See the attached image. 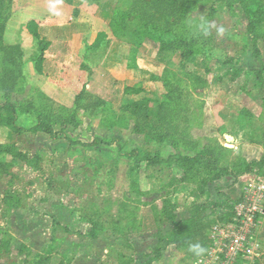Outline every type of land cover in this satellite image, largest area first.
I'll return each instance as SVG.
<instances>
[{"label": "rangeland", "instance_id": "obj_1", "mask_svg": "<svg viewBox=\"0 0 264 264\" xmlns=\"http://www.w3.org/2000/svg\"><path fill=\"white\" fill-rule=\"evenodd\" d=\"M52 1L65 10L0 0V264L219 263L242 202L262 214L236 264H264V0H246L261 11L256 39L241 2L85 0L95 26L71 47L53 37L67 31L42 26L57 40L47 76L35 69L40 45L27 24L84 17L68 12L72 0ZM62 62L103 103L76 109L75 87L50 81ZM126 86L144 91L126 95ZM178 99L189 110L172 120L189 133L157 137L158 113ZM5 104L21 130L6 124ZM41 111L78 123H53L54 135L33 130ZM196 217L210 223L203 257L166 240Z\"/></svg>", "mask_w": 264, "mask_h": 264}, {"label": "trees", "instance_id": "obj_2", "mask_svg": "<svg viewBox=\"0 0 264 264\" xmlns=\"http://www.w3.org/2000/svg\"><path fill=\"white\" fill-rule=\"evenodd\" d=\"M225 1L227 2L228 5H232L235 1L241 2L244 9L246 10L247 15L250 16L248 30L250 33L253 34L254 39H256L257 36L259 35V31H257L256 27H258L260 24L259 19H260L261 11H259V9H249V7L251 6L250 5L251 1H246V0H225ZM27 30L33 36V38L37 40L38 44L40 45V53H39L37 60L35 61V69L38 72V74L49 76L50 73H49V69L46 66L47 57L45 56V53L47 50H49L52 43L51 41L46 39V37L42 36L41 25L39 22L35 20H31L27 24ZM99 37L100 38L98 42H101L102 35ZM254 48H255L254 54L256 57L259 58L261 54L260 50L258 46L256 45ZM50 68L55 70V68H53L52 66ZM58 69L60 70L58 76L56 78H52L51 81L62 88L69 87V86L75 87L76 89V97H75L76 109H79L81 107L87 108L89 106L96 108L98 104L103 103L101 99H97L96 97L92 98L90 92L87 90V85L83 82L82 76L79 72L74 71L66 64H60ZM143 91H144L143 88L135 87V86H126L124 88V94L126 95H137V94L142 93ZM178 96H180L179 91H178ZM89 102H91L90 105H88ZM174 102H175L176 107L170 106L169 108L164 109V112L162 114L158 113V117H160L161 119L159 124H161L162 128L154 132V134L157 137H162L165 135L169 137V139L172 141H175L177 139L176 135L181 136L183 134L189 133V129L187 128H185L184 130H180V128L178 127V123L175 122V120L179 117H184L182 119H184L185 121V118H186L185 113H187V111L189 110L188 103L184 101L183 99H178V100H175ZM129 107H132V105ZM2 109H4L5 111L6 124L14 130H21V128L15 124L16 108L13 105L5 104L4 106H2ZM124 109L127 110V107L125 106ZM135 110L138 111L137 109ZM173 116H176L175 117L176 119L172 120ZM57 122L61 124L72 122L75 125L78 123L76 117H72V118L59 117L50 111L48 112L41 111L38 114L37 124L33 128V130H41L51 135H54L52 124L57 123ZM74 143H79V142H74ZM94 143L95 142L90 143V144H83V145L88 146ZM210 165L211 164L206 165V166L211 167ZM245 172H247V170ZM231 203H234V202H231ZM227 205L230 206V201L229 203H227ZM206 208H207V205L203 204L197 207V210L195 213L198 212L200 214ZM259 215L260 214H257V216ZM178 226L180 227L179 229L175 231V234H176L175 239L173 240L166 239L167 243H174L178 245V247H182V248H185L189 244L193 245L194 247L199 244L204 245V243L202 242L205 239V237H207L206 232L210 226V223H203V220L200 217H196L193 220L192 226H191V223L187 225L188 228H186L187 226L182 227L181 224L180 225L178 224ZM96 231H97L96 228L92 227V229L89 232V235L91 237H96L97 236ZM179 237H182V239L180 240ZM4 243H6V239H4ZM161 250L162 249L160 248L159 250H157V252L159 253ZM46 262H48V257H43V259L39 260V263L41 264H44Z\"/></svg>", "mask_w": 264, "mask_h": 264}, {"label": "crops", "instance_id": "obj_3", "mask_svg": "<svg viewBox=\"0 0 264 264\" xmlns=\"http://www.w3.org/2000/svg\"><path fill=\"white\" fill-rule=\"evenodd\" d=\"M45 1V4L41 6V10H39L40 12L43 11L42 9H46V6L47 4H51L50 2H55V1H52V0H44ZM84 1L85 0H72V2L68 1L69 3L67 4V9H68V12H72L74 9H78L79 10V13L80 15L83 17V18H75L76 21L74 23H69L66 21L65 25H63L62 22H59L57 18H54V17H51V19L48 17V19H46V21H37L40 23L41 25V28L44 29L45 27H42V26H45L46 24L52 26L53 28L57 29L58 31H67L66 35L59 38V36H54L53 37L57 40H59L60 42H62V44H67L68 47H65L64 49H67L69 47H71V44L73 42V39L77 38L78 36H81V35H84V33L88 30H92L95 26V10H86V8L83 6L84 5ZM37 3V2H36ZM40 4V3H39ZM53 5L55 6H58L59 8H62L60 7V5L58 3H52ZM41 5V4H40ZM66 9V10H67ZM65 9L62 8V10L59 11V9H56V12L58 13H62ZM72 19H74V16L72 17ZM56 20L58 21L56 23ZM43 23V24H42ZM69 32V34H68ZM73 37V38H72ZM68 39V40H67ZM56 40V41H57ZM49 41H51V46H53L55 44V40L50 39ZM58 61V60H57ZM60 64H65V62H62V63H59L57 66H60ZM51 81V80H50Z\"/></svg>", "mask_w": 264, "mask_h": 264}, {"label": "built area", "instance_id": "obj_4", "mask_svg": "<svg viewBox=\"0 0 264 264\" xmlns=\"http://www.w3.org/2000/svg\"><path fill=\"white\" fill-rule=\"evenodd\" d=\"M258 188L260 192L264 191V183L259 185ZM246 205L247 204L244 202L238 204V217L243 219V221H237L238 223L235 224L234 229L232 230L238 231V233L235 232V234L229 235V237L227 236L228 239L222 245L223 249L220 251L222 257L219 258V263L213 264H236L238 262L237 260L239 259V256L242 254V252H245L244 247L246 246L245 244L247 236L250 233V226L252 225L253 227L255 225L254 219H257V214H262L255 204L253 205L252 209H247ZM247 220L251 222L250 225L246 222ZM248 243L251 244V246L248 248L247 252L251 254L254 244L251 242Z\"/></svg>", "mask_w": 264, "mask_h": 264}, {"label": "clouds", "instance_id": "obj_5", "mask_svg": "<svg viewBox=\"0 0 264 264\" xmlns=\"http://www.w3.org/2000/svg\"><path fill=\"white\" fill-rule=\"evenodd\" d=\"M221 31H223V30L221 29ZM195 247H196V249H197V255L203 257V255H204V253L207 251V249L204 248V247H201V246H199V245H197V246H195Z\"/></svg>", "mask_w": 264, "mask_h": 264}]
</instances>
